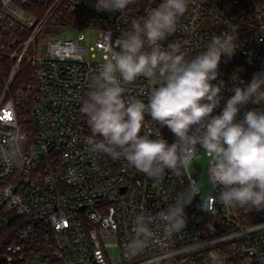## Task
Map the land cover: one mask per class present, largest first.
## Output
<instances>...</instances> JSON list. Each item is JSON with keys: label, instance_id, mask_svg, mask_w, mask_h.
I'll list each match as a JSON object with an SVG mask.
<instances>
[{"label": "built area", "instance_id": "obj_1", "mask_svg": "<svg viewBox=\"0 0 264 264\" xmlns=\"http://www.w3.org/2000/svg\"><path fill=\"white\" fill-rule=\"evenodd\" d=\"M161 3L135 0L108 12L98 11L96 0H0V147L7 148L17 130L25 137L22 166L0 159V264H109L112 247L119 249L120 264H211L213 253L226 257V264H264V210L213 206L219 189L210 181L211 193L203 198L210 211L196 196L185 206L180 233L165 236L162 224L151 225L152 241L136 256L127 252L141 208L146 215L165 210L189 179L166 170L153 181L123 158L93 153L81 107L110 41ZM71 27L98 31L88 50L83 36L58 39ZM225 33L235 34L236 50L222 56L211 81L223 97L212 115L221 113L233 88L264 72V0H189L176 32L161 42L164 48L176 43L194 57ZM98 53L100 60H85ZM151 87L140 77L126 86L124 99L147 103ZM254 108L264 111V104H247L238 119ZM143 132L169 144L176 140L148 113Z\"/></svg>", "mask_w": 264, "mask_h": 264}, {"label": "clouds", "instance_id": "obj_2", "mask_svg": "<svg viewBox=\"0 0 264 264\" xmlns=\"http://www.w3.org/2000/svg\"><path fill=\"white\" fill-rule=\"evenodd\" d=\"M135 0H96L98 11H122ZM189 8V0H163L142 21H134L128 32L108 45V56L91 77L87 99L81 112L88 117L93 138L88 143L93 153H105L113 160L125 159L129 165L153 181L166 170L171 175L188 177L189 183L175 193L171 204L155 215L143 208L134 219V236L127 244L129 256H136L152 241L150 227L163 225V234L180 233L186 225L185 206L200 196L203 179L194 180L190 170L200 159L197 145L208 158V179L215 203L226 207L264 210V111L241 108L249 103L264 104V72L253 75L250 83L232 89L218 115H212L223 97L217 79L222 56L236 50L235 34L214 36L206 50L189 57L176 43L161 46L177 30ZM118 48L119 51H115ZM144 77L152 85L147 103L136 97L124 99L126 86ZM145 113L159 125L167 126L176 140L152 139L143 132ZM198 127L193 131V126ZM100 137V139H95ZM25 137L17 130L8 147H0V159L22 166ZM206 199L200 207L205 211ZM211 264H226L219 253L210 256Z\"/></svg>", "mask_w": 264, "mask_h": 264}, {"label": "rangeland", "instance_id": "obj_3", "mask_svg": "<svg viewBox=\"0 0 264 264\" xmlns=\"http://www.w3.org/2000/svg\"><path fill=\"white\" fill-rule=\"evenodd\" d=\"M98 35V31L88 28H80V27H71L63 30L59 35L58 39H73L77 40L79 36H83V41H80L88 50V48L92 45L96 36ZM85 60L98 61L100 60V54H97L95 59H91L90 56L85 57ZM202 158L199 160H193L192 165L190 166V170L193 174L198 173L200 177L203 179V187L201 189L200 196H198V200L201 201L204 197L211 193V187L207 175V165L208 158L206 154H204L203 150L201 151ZM108 261L109 264H120V252L118 248H109L107 250Z\"/></svg>", "mask_w": 264, "mask_h": 264}, {"label": "snow or ice", "instance_id": "obj_4", "mask_svg": "<svg viewBox=\"0 0 264 264\" xmlns=\"http://www.w3.org/2000/svg\"><path fill=\"white\" fill-rule=\"evenodd\" d=\"M9 118H10V114H9Z\"/></svg>", "mask_w": 264, "mask_h": 264}]
</instances>
